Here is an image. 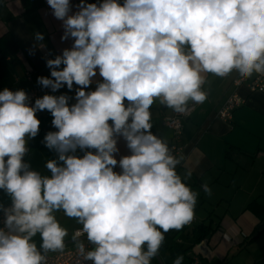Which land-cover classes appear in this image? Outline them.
Here are the masks:
<instances>
[{
  "label": "clouds",
  "instance_id": "9594fccd",
  "mask_svg": "<svg viewBox=\"0 0 264 264\" xmlns=\"http://www.w3.org/2000/svg\"><path fill=\"white\" fill-rule=\"evenodd\" d=\"M47 4L63 21L61 39L74 43L47 61L52 78L38 82L53 92L79 87L71 106L67 95L46 94L29 106L25 91H0V189L12 202L0 228V264H47L44 253L62 252L68 230L54 214L60 210L82 225L73 240L86 236L95 245L85 251L78 243L84 260L151 264L165 233L193 220L199 194L177 174L182 157L152 134L150 108L156 99L178 113L189 100L203 103L202 74L264 75V0H80L75 12L70 0ZM97 69L103 82L86 92ZM43 110L58 129L45 145L63 162L47 161L50 176L24 161ZM117 136L131 150L119 161ZM78 148L95 152L78 157Z\"/></svg>",
  "mask_w": 264,
  "mask_h": 264
},
{
  "label": "crops",
  "instance_id": "0c3cea01",
  "mask_svg": "<svg viewBox=\"0 0 264 264\" xmlns=\"http://www.w3.org/2000/svg\"><path fill=\"white\" fill-rule=\"evenodd\" d=\"M102 2L85 0V3ZM119 2L122 4L123 0ZM79 3L80 0H70L72 12L78 10L75 5ZM38 33L44 37L42 41L36 39ZM7 34L18 44L17 64H10V57L1 59L0 56V91L4 88L27 91L38 87L42 89L40 98L46 94L67 95L69 106L75 104V93L79 86L74 84L73 89L69 90L65 85L53 92L38 82L41 76L52 78L51 69L42 58L40 49L55 59L74 43L72 37L61 39L64 35L63 21L54 17L47 0H0V38ZM26 72L31 73L30 80L25 78ZM202 75L205 76L202 91L207 98L203 103H198L190 117L183 122L184 158L176 166L177 174L184 183L199 194L194 210L196 224L182 233L185 244L166 246L164 241L159 251L168 252L172 257L176 254L173 245L180 246L179 252L188 254V264H264V230L249 242L260 222L248 210L253 202L264 206V94H250L244 87L239 89L238 94L245 103L234 111L229 122H223L216 118V113L233 92L234 73L224 77L211 73ZM100 82H103V78L97 69L96 77L85 91H94ZM187 104L195 102L189 100ZM150 112L152 134L170 148L172 134L163 125V120L177 112L162 104L160 99L155 100ZM36 116L41 122L39 132L35 138L26 137L28 152L24 161L30 170L50 176L47 161L57 160L61 165L63 162L58 160L59 154L55 149L46 147L44 138L47 133L58 129L52 124L53 117L48 110L38 111ZM116 139L118 151L114 156L119 161L121 157L130 155L131 150L122 136ZM80 153L78 148L74 154L80 157ZM114 171H122L119 163ZM188 171L192 173L190 177L186 176ZM203 184L211 188V196L204 193ZM11 203V197L5 191H0V209ZM54 214L62 227L69 224V218L62 210ZM74 225L76 227L72 228L71 236L79 224L75 221ZM199 225L209 227L210 235L197 242L200 234L192 231ZM173 237L174 232L165 240ZM33 242L36 243V236ZM201 244H204V254L199 249Z\"/></svg>",
  "mask_w": 264,
  "mask_h": 264
},
{
  "label": "built area",
  "instance_id": "2783aa9c",
  "mask_svg": "<svg viewBox=\"0 0 264 264\" xmlns=\"http://www.w3.org/2000/svg\"><path fill=\"white\" fill-rule=\"evenodd\" d=\"M40 51L44 61L47 62L49 59H51L49 54L43 49H40ZM233 73V92L226 98V100L216 113V118L223 122H229L232 119V114L234 113V111L239 109L245 103L244 99L238 94L239 89L244 87L250 94H264V75L253 73V75L249 78H241L236 71H233ZM25 78L27 80H30L31 73L26 72ZM25 93L28 97L29 106H33L35 104L36 99H39L42 96V89L38 87H33L25 91ZM197 104L198 103L187 104L186 110L183 113L177 112L174 116L164 118L163 120V125L172 134V143L169 148L170 154L177 158H184L185 148L182 143L183 122L190 117ZM10 208L11 204H7L0 209V228L4 227V221L6 220L5 210ZM195 224L196 218L194 216L193 220L185 226L187 228H191ZM81 227L82 225L79 224V226L73 230L71 239L68 244L65 245V248L62 252L57 251L46 255L47 264H93L92 261H86L84 260L83 256L79 255L77 245L79 242H83L85 245V251L93 250L95 248V245L88 242L86 236H81L77 240H73L72 238L73 234Z\"/></svg>",
  "mask_w": 264,
  "mask_h": 264
},
{
  "label": "trees",
  "instance_id": "16d2710c",
  "mask_svg": "<svg viewBox=\"0 0 264 264\" xmlns=\"http://www.w3.org/2000/svg\"><path fill=\"white\" fill-rule=\"evenodd\" d=\"M17 51H18V44L15 41V39L10 36L9 34L3 36L2 38H0V56L1 59H6L7 57H10L9 63L12 65H16L17 64ZM80 153V157H82L84 155V153L86 151H93L95 152L94 149H85V150H81ZM0 191H4L2 189H0ZM248 210L259 220V224L256 227L254 233L252 234V237H250L249 242L256 239L262 232V230H264V206L258 205L257 203L253 202L248 206ZM195 226V225H194ZM193 226V227H194ZM187 230V227L184 226L181 230L177 231V230H170L169 232L165 233V239L168 238L169 234L174 232V237L172 239H175L176 236L185 233ZM198 231L200 236L199 239L197 240V242L205 239L206 237H208L210 235V228L209 227H203L202 225L196 226L192 232ZM165 241V240H164ZM163 245V244H162ZM175 247V251L176 253H178L180 251V246L176 247L175 245H173ZM162 248V246H161ZM160 248V249H161ZM153 264H156V260L153 258L152 262Z\"/></svg>",
  "mask_w": 264,
  "mask_h": 264
},
{
  "label": "rangeland",
  "instance_id": "374dc122",
  "mask_svg": "<svg viewBox=\"0 0 264 264\" xmlns=\"http://www.w3.org/2000/svg\"><path fill=\"white\" fill-rule=\"evenodd\" d=\"M69 220V224L66 226H63L65 227L67 230H68V236L65 237V243H67V241L70 239L71 237V230L72 228L76 227L74 224H75V221L74 219H68ZM79 226V225H78ZM184 241H186L185 239V235L182 236V234H180L179 236H176L175 239H168V240H165L164 242V245H170L172 243H184ZM42 243L41 241V238H40V235L37 234L36 235V244H37V247L39 248L40 244ZM185 244V243H184ZM185 247V246H184ZM53 252L49 251L47 253H44L45 255H49ZM178 256H183L184 259L182 260L181 264H188V254H184L182 252H179V253H176L174 254L172 257H170L168 255V252H160L154 257V259L156 260V264H173V261L178 257ZM153 264V263H151Z\"/></svg>",
  "mask_w": 264,
  "mask_h": 264
},
{
  "label": "water",
  "instance_id": "95a60500",
  "mask_svg": "<svg viewBox=\"0 0 264 264\" xmlns=\"http://www.w3.org/2000/svg\"><path fill=\"white\" fill-rule=\"evenodd\" d=\"M201 251L204 249V244H201L200 248H199ZM203 254L205 253L204 250L202 252Z\"/></svg>",
  "mask_w": 264,
  "mask_h": 264
}]
</instances>
